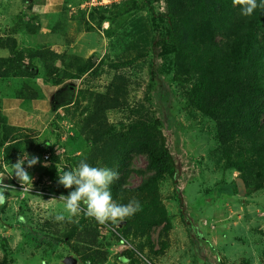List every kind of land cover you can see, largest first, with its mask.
Instances as JSON below:
<instances>
[{
    "label": "trees",
    "instance_id": "1",
    "mask_svg": "<svg viewBox=\"0 0 264 264\" xmlns=\"http://www.w3.org/2000/svg\"><path fill=\"white\" fill-rule=\"evenodd\" d=\"M80 3L81 0L72 1L67 8L79 7ZM159 3L165 4L164 11L160 10ZM6 9L15 14L9 6ZM88 9H80L79 17L75 18L79 29L102 30L103 24L109 22L103 34H107L116 45L114 52H118L122 42L124 52L129 54L126 60L111 61L110 66L117 72L103 91L85 90L82 97L76 95L80 80L86 74H98L93 60L96 54L84 57L62 53L46 44L35 48L20 47L21 33L41 31L40 25L32 24L36 17L33 22L32 17L26 20L22 12L19 15L21 20L18 14L11 15L13 24L3 26L9 27V32L0 34V80L11 81L13 90H6L7 93H15L23 99L39 96L30 83L19 82L24 75L42 76L54 86H59L53 97L54 110L63 106L75 109L69 113L78 118L74 126L77 135L70 139L76 141L81 138L90 143L85 155L77 154L78 150L65 149V161L60 172L76 168L81 160L94 167L106 166L117 171L119 179L111 185L113 199L126 204L136 198L142 205V211L134 216L118 224L109 223L116 238L132 237L134 247L126 249L119 257L128 264H156L154 259L169 247V234L173 229V217L162 200L163 184L167 178L175 183V194L179 204L182 202L175 181L178 168L168 146L164 123L158 111L152 108L151 95L157 88V77L164 76L180 89L183 110L213 123L214 151L221 158L222 166L239 171V178L232 182L230 194L241 193L238 180L243 181L247 196L262 189L264 9L257 8L252 16L243 17L233 0H121ZM119 18L124 21L118 23ZM117 23L119 27L115 26ZM58 24L61 25L60 22ZM57 26L54 33L56 29L61 33L62 25ZM147 27L151 30L149 49L154 52L152 60H149L150 79L146 90L150 106L131 99L133 82L129 74L120 71L134 67L138 60L150 55L149 50L140 45L141 34ZM115 56L120 57L118 53ZM83 101L87 105L80 110ZM112 112L119 116L115 122L110 119ZM22 129L28 128L8 124L0 106V158L7 132L15 133ZM48 148L49 156L47 160L43 157V161L50 165L41 167L40 181L49 176L51 185L35 192L44 197L51 192L67 195L71 190L58 183L61 159L56 154L55 143ZM138 155L146 158L147 165L143 169L132 167L133 158ZM133 172L142 176V181L136 186H132L129 180ZM0 180L6 181V177ZM5 195L7 199L0 205V215L6 211L9 191ZM183 209L181 206L182 214ZM28 218L21 212L16 223L34 247L44 246L48 254H53L61 244H65L76 252L83 264H104L107 261L108 250L97 238L100 223L86 217L83 212L72 220L66 217L64 222L68 234L64 237H57L54 218V223L52 218H46L45 222L37 224H32ZM157 227L161 228L158 248L152 237ZM98 244L105 250L98 249ZM0 264L9 263L0 260Z\"/></svg>",
    "mask_w": 264,
    "mask_h": 264
},
{
    "label": "rangeland",
    "instance_id": "2",
    "mask_svg": "<svg viewBox=\"0 0 264 264\" xmlns=\"http://www.w3.org/2000/svg\"><path fill=\"white\" fill-rule=\"evenodd\" d=\"M86 1L83 0L79 7L77 5L70 7L71 15L68 14L67 17L74 20L79 17L80 9L90 10L88 8L92 6L86 5ZM158 5L160 10L164 11L165 4ZM123 21V18L118 19V23ZM118 23L115 26H118ZM105 26L108 28L109 22H105L103 27ZM9 30V27H2L0 34ZM103 30L104 28L89 31L95 36L89 40L90 45L87 44L85 49L88 48L86 52L90 53L89 56L96 54L93 60L98 74L90 72L80 80L77 96L82 97L85 90L103 91L113 74L117 72L110 66L111 61L118 62L129 57V54L124 52L122 42L118 52H114L116 45L107 34H103ZM149 32L151 30L147 27L141 34L140 45H144L150 55L138 60L134 67L120 70L129 74L134 84L131 85V99L143 101L146 106H150L146 100V90L150 79V61L154 53L149 49ZM115 53L120 57L115 56ZM157 78L159 79L157 88L151 95L152 108L158 111L164 123L163 129L168 146L178 168L175 181L180 189L182 202L179 204L175 194V183L167 178L163 184L162 200L166 210L173 217V229L169 234V247L154 259L156 264H264V187L250 196H247L245 191L243 194H230L232 182L239 178V171L225 169L222 166L221 158L214 151L216 143L213 123L209 124L200 116H193L190 111L183 110L180 89L173 83L170 84L162 75ZM11 84V81L0 80V91L4 92L5 89L12 91ZM86 105L87 102L83 101L80 110ZM73 110L75 109L72 107L63 106L54 110L49 117L43 118L37 127L22 129L15 133L7 132V139L4 138L0 178L6 177V181L3 182L9 185L7 192L9 191L10 195L6 211L0 215V260H5L9 264H66L65 258L72 256L77 258V264H83L76 252L65 244H61L53 254H48L44 246L34 247L28 235L25 236L16 223V217L21 215V212L29 217L32 224L45 222L46 218H52L51 221L54 223L53 218L60 213L72 220L73 217H69L64 211V201L59 199L61 196L57 195L59 193L51 192L56 196L50 193L44 197L35 190L40 191L44 186L51 185L49 176L40 181L43 157L50 151L48 147L51 143H55V151L58 150L62 155L58 165L59 171L65 161H63L65 149L78 150L77 154L85 155L90 148V143L81 138L76 141L70 139L72 135H77V128L74 129V126L78 118L69 113ZM110 114V119L113 122L117 121L118 114L116 112ZM17 136L21 137L15 139ZM5 152H9L8 155ZM24 152L30 156H38L41 163L31 168L25 164L28 172L33 171L30 174L33 180L32 185L29 184L23 189L14 175L12 165ZM146 165L147 161L143 155L133 158V168L143 169ZM129 180L132 186H136L142 181V176L133 172ZM39 181L40 184L36 185ZM181 206L184 207V214L181 212ZM22 219L24 221V218ZM56 223L54 231L57 237L66 236L68 234L66 222ZM110 228L109 223L98 225L97 238H100L108 250L107 261L104 264H128V261H122L119 256L126 249L134 247L131 243L132 237L116 238ZM160 231L161 228L157 227L152 233L157 248ZM104 247L98 244L97 248L105 250Z\"/></svg>",
    "mask_w": 264,
    "mask_h": 264
},
{
    "label": "crops",
    "instance_id": "3",
    "mask_svg": "<svg viewBox=\"0 0 264 264\" xmlns=\"http://www.w3.org/2000/svg\"><path fill=\"white\" fill-rule=\"evenodd\" d=\"M71 4L72 1L69 2V0H8V2L0 0V28L13 24L11 15L19 16L22 12L25 13L26 20L32 17L33 22L36 17L32 24L40 25L41 31L36 34L21 33L20 38H23L20 40L21 47L35 48L46 44L57 52L88 57L90 53L86 52L88 48L86 50L85 47L87 44L90 45L89 40L95 35L83 28L79 29L77 20L67 17L71 13L67 7ZM10 5L12 8L9 10L15 14L9 13L6 9ZM19 18L21 20V16ZM59 22L62 26L58 24ZM55 26H61L62 32L56 29L54 33ZM21 81L30 83L39 92V96L35 99H23L15 93H7L5 89L4 92L0 91L1 111L8 124L22 128H35L43 118L53 113V97L59 86H54L42 76L24 75L20 78L19 82Z\"/></svg>",
    "mask_w": 264,
    "mask_h": 264
},
{
    "label": "clouds",
    "instance_id": "4",
    "mask_svg": "<svg viewBox=\"0 0 264 264\" xmlns=\"http://www.w3.org/2000/svg\"><path fill=\"white\" fill-rule=\"evenodd\" d=\"M235 6H239L240 15L250 17L257 8L264 9V0H233ZM57 154L62 158L61 153ZM41 163L40 158L24 152L17 162L12 165L14 175L24 189L27 185H32V176L25 168H31ZM42 166L47 167V161ZM119 179V173L109 167H94L81 160L78 166L63 173L59 171L58 183L66 189H70L67 195L61 194L60 200L64 201V211L69 217H76L81 212L91 219H95L100 224H118L126 218L134 216L142 211L139 200L132 198L128 203H118L113 199L111 185ZM9 185L0 181V205L6 202L7 188ZM74 189V190H72ZM63 213L55 216L56 222L65 221Z\"/></svg>",
    "mask_w": 264,
    "mask_h": 264
},
{
    "label": "built area",
    "instance_id": "5",
    "mask_svg": "<svg viewBox=\"0 0 264 264\" xmlns=\"http://www.w3.org/2000/svg\"><path fill=\"white\" fill-rule=\"evenodd\" d=\"M120 1L121 0H87L85 4L93 7V6H98V5H108L113 2H120ZM48 156L49 154L45 153L44 159L47 160Z\"/></svg>",
    "mask_w": 264,
    "mask_h": 264
},
{
    "label": "water",
    "instance_id": "6",
    "mask_svg": "<svg viewBox=\"0 0 264 264\" xmlns=\"http://www.w3.org/2000/svg\"><path fill=\"white\" fill-rule=\"evenodd\" d=\"M238 183H239V190L241 191V194H243V191L245 190L243 181L242 180H238ZM77 261H78L77 258L72 257V256H67L65 258V263L66 264H77Z\"/></svg>",
    "mask_w": 264,
    "mask_h": 264
}]
</instances>
